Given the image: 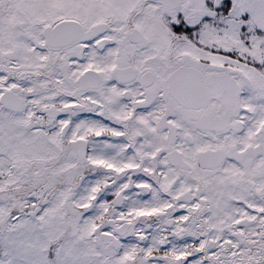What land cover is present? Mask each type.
Listing matches in <instances>:
<instances>
[{"label": "snow or ice", "instance_id": "6c2138e0", "mask_svg": "<svg viewBox=\"0 0 264 264\" xmlns=\"http://www.w3.org/2000/svg\"><path fill=\"white\" fill-rule=\"evenodd\" d=\"M0 264H264V0H0Z\"/></svg>", "mask_w": 264, "mask_h": 264}]
</instances>
